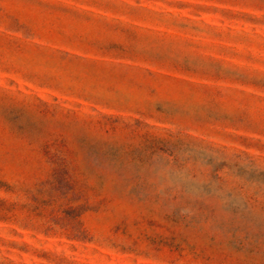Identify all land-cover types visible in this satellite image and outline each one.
I'll return each instance as SVG.
<instances>
[{"label":"rangeland","instance_id":"obj_1","mask_svg":"<svg viewBox=\"0 0 264 264\" xmlns=\"http://www.w3.org/2000/svg\"><path fill=\"white\" fill-rule=\"evenodd\" d=\"M0 264H264V0H0Z\"/></svg>","mask_w":264,"mask_h":264}]
</instances>
